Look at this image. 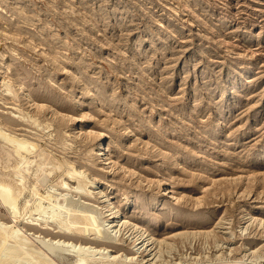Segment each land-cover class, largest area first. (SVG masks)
<instances>
[{
    "label": "rangeland",
    "instance_id": "obj_1",
    "mask_svg": "<svg viewBox=\"0 0 264 264\" xmlns=\"http://www.w3.org/2000/svg\"><path fill=\"white\" fill-rule=\"evenodd\" d=\"M263 175L264 0H0V264H264Z\"/></svg>",
    "mask_w": 264,
    "mask_h": 264
},
{
    "label": "bare ground",
    "instance_id": "obj_2",
    "mask_svg": "<svg viewBox=\"0 0 264 264\" xmlns=\"http://www.w3.org/2000/svg\"><path fill=\"white\" fill-rule=\"evenodd\" d=\"M26 93V92H25ZM28 96V95H27ZM30 100V99H29ZM29 100H28V102H29ZM30 103H31V101H30ZM39 106V105H38ZM88 132V131H87ZM90 133V132H89ZM97 135V134H96ZM89 137V136H88ZM97 138H99V146H98V148H96V152H95V157H96V159L97 160H99L101 163H102V166L104 165V166H110V168L111 167H113V166H115V165H117L118 163L115 161V160H113L112 159V157H108V156H106V147L105 146H102V139H101V136L100 135H97ZM98 140V139H97ZM24 146V145H23ZM26 147H27V145H26ZM25 147V148H26ZM17 154V153H16ZM41 156V155H40ZM41 162H42V160H41ZM88 163V162H87ZM32 164V163H31ZM30 164V165H31ZM29 165V166H30ZM32 166V165H31ZM50 166V165H49ZM95 166V165H94ZM116 167V166H115ZM120 167V169H123L124 170V174H127V175H135L136 174V172H134V171H132V170H130V169H128V168H126V167H124V165H120L119 166ZM96 168V167H95ZM103 168V167H102ZM26 169V168H25ZM56 169V168H55ZM102 170V169H101ZM108 171V170H107ZM119 171V170H118ZM26 172V171H25ZM49 172H50V170H49ZM52 173V172H51ZM73 173H76V172H73ZM123 174V173H122ZM68 175H70V176H72L71 174H68ZM236 176L234 177V180L236 181V183L237 182H240V183H244V182H249V180L251 181V180H253V179H255L256 177H257V175L256 174H254V173H251V172H249L248 170H239L236 174H235ZM197 176V175H196ZM259 176V175H258ZM264 176V175H263ZM69 177V176H68ZM129 177V176H128ZM140 176H138V178H139ZM70 178V177H69ZM73 178H74V176H73ZM172 178V177H171ZM198 178V177H197ZM228 178V177H227ZM230 178V177H229ZM260 178V177H259ZM21 179V178H20ZM120 179V178H119ZM19 180V179H18ZM23 180V179H22ZM83 180V179H82ZM218 180H219V183H220V180L221 179H219L218 178ZM223 180H225V181H227V180H229V179H223ZM2 181V180H1ZM217 181V180H216ZM222 181V180H221ZM225 181H223V182H225ZM232 181V180H231ZM119 182V181H118ZM126 183V182H125ZM140 183V182H139ZM20 184V183H19ZM65 184V183H64ZM83 184V183H82ZM209 184V183H208ZM222 184V183H221ZM155 185V184H154ZM165 185V188L163 189V193H164V196H166L169 200H173V201H179V200H182V199H185L186 197L183 195V194H181V193H178L177 191H175L174 189H173V187L170 185V184H168V183H166L165 182V180L164 179H161V180H159L158 181V186H164ZM157 186V185H156ZM157 186V187H158ZM1 187H3V186H1ZM64 187V186H63ZM17 188V187H16ZM22 188V187H21ZM77 188V187H76ZM67 189V188H66ZM205 189V188H204ZM8 190H10V189H8L6 186L5 187H3V188H1V190H0V195H1V198H2V200H6L8 203H7V205H9L8 207H10V209L9 210H11V212L10 213H12V209L14 208V202H10V201H13L12 199H9V197H8V195H9V193L11 192L12 193V191H8ZM73 191H75V190H73ZM7 192H9V193H7ZM22 192V191H21ZM76 192H78V191H76ZM244 192V191H243ZM10 193V194H11ZM79 193V192H78ZM91 193V192H90ZM206 193V192H205ZM8 194V195H7ZM18 194V193H17ZM89 194V193H88ZM204 194V193H203ZM15 195V194H14ZM168 195H170V196H168ZM188 196V195H187ZM10 197H11V195H10ZM185 197V198H184ZM211 197H212V195H211ZM201 198H203V195H201V196H194L193 197V199L195 200V202H196V200H199V199H201ZM207 198V197H206ZM112 198L111 197H106V200H104V203H106L105 204V208L104 209H106L107 211H109L110 212V216H111V221L112 222H116V224H114V226H120L121 228H122V226L124 225V226H129V227H132V228H134L133 230H135V241L136 242H138V243H136V245H135V247L137 246V245H139L140 247H136V251H138L142 246H145V248L147 247V245H148V243L150 242L151 243V241H155V237H154V234H153V232L151 233L150 231H147L148 230V228H147V230L146 229H143V227L141 228V227H138L137 226V223L136 222H131V221H129L127 218H128V216L125 214V213H123L122 212V209L119 207V206H116V205H114V203L112 202V200H111ZM194 200L192 201L193 203H195L194 202ZM208 200V199H207ZM64 201V200H63ZM4 202V201H3ZM66 202V201H65ZM62 204H64V203H62ZM119 204V203H118ZM27 205V204H26ZM189 205H190V203H189ZM200 206V205H199ZM69 207V206H68ZM67 207V208H68ZM65 208V207H64ZM15 209V208H14ZM60 209H63V208H60ZM73 210V209H72ZM105 210V211H106ZM13 212H15L14 210H13ZM73 212H74V210H73ZM17 213V212H16ZM138 213V212H137ZM14 214V213H13ZM109 214V213H108ZM97 215V214H96ZM95 215V216H96ZM103 215V214H102ZM162 215V214H161ZM188 215V214H187ZM250 215V214H249ZM98 216V215H97ZM109 216V217H110ZM151 216V215H150ZM53 217H54V215H53ZM251 217V216H250ZM79 218V217H78ZM101 218V217H100ZM108 218V217H107ZM145 218V217H144ZM75 219H77V218H75ZM94 219H96V218H94ZM130 219V218H129ZM149 219V218H148ZM159 220V219H158ZM256 220H260V219H258V218H256ZM101 221H102V219H101ZM111 221H109L110 223H111ZM69 222V221H68ZM72 222V221H71ZM88 222H89V220H88ZM140 222V221H139ZM143 222V221H142ZM148 222V221H147ZM152 222V221H151ZM260 222H262V223H264V219L263 220H260ZM64 223V222H63ZM80 223V222H79ZM96 223V222H95ZM99 223V222H98ZM146 223V222H145ZM144 223V224H145ZM199 223V222H198ZM257 223V222H256ZM258 223H259V221H258ZM66 224V223H65ZM78 224V223H77ZM81 224H82V222H81ZM86 224V223H85ZM97 224V223H96ZM152 224V223H151ZM79 225V224H78ZM113 225V224H112ZM111 225V226H112ZM139 225V224H138ZM148 225V224H147ZM84 226V225H83ZM102 226V225H101ZM109 226V225H108ZM127 226V227H128ZM79 227V226H78ZM90 227V226H89ZM151 227V226H150ZM62 228V227H61ZM91 228V227H90ZM101 228H103V226L101 227ZM108 228V227H107ZM146 228V227H145ZM77 229V228H76ZM87 229V228H86ZM92 229V228H91ZM100 229V228H99ZM129 229V228H128ZM131 229V228H130ZM129 229V230H130ZM77 230H81L80 228H78ZM122 230V229H121ZM123 230H124V227H123ZM125 230H126V228H125ZM129 230H127V231H129ZM132 230V229H131ZM76 231V230H75ZM82 231V230H81ZM2 232V231H1ZM103 232H104V230H103ZM117 232V231H116ZM3 233V232H2ZM144 233H147V236L149 237V238H144ZM190 233V232H189ZM96 234V233H95ZM156 234V233H155ZM97 235V234H96ZM102 235V234H101ZM108 235V234H107ZM176 235H181L180 234V232L179 233H174V234H170V236L169 237H172V239L174 238V236H176ZM78 236V235H77ZM100 236V235H99ZM110 236V235H109ZM108 236V237H109ZM134 236V235H133ZM133 236L131 237V238H133ZM95 237V236H94ZM103 237H105V236H103ZM108 237H105L107 240L109 239ZM112 237V236H111ZM111 237H110V240H111ZM160 237H162V236H160ZM168 237V239H170ZM180 237V236H179ZM12 238V237H11ZM92 238V237H91ZM96 238H98L97 236H96ZM102 238V237H101ZM114 238V237H113ZM122 238V237H121ZM164 237H162V239H163ZM166 238H167V236H166ZM166 238H164V239H166ZM104 239V238H103ZM102 239V240H103ZM105 239V240H106ZM158 239H159V236H158ZM158 239H156V241H155V243L157 242L158 244H159V242L161 243V241L159 240L158 241ZM99 240H101L100 238H99ZM106 240V241H107ZM126 240V239H125ZM129 240V239H128ZM132 241H134L133 239H131ZM104 241V240H103ZM109 241V240H108ZM112 241V240H111ZM119 241V240H118ZM122 241V240H121ZM134 241V242H135ZM162 241H165V240H162ZM102 242V241H101ZM105 242V241H104ZM115 242V241H114ZM113 242V243H114ZM123 242V241H122ZM121 242V243H122ZM156 243V244H157ZM132 245H134V244H132ZM120 246V245H119ZM26 247V246H25ZM79 247H80V245H79ZM134 247V248H135ZM29 248V247H28ZM81 248V247H80ZM124 248H126V247H124ZM144 248V247H143ZM71 249V248H70ZM85 249H87V247L85 248ZM84 249V250H85ZM142 249V248H141ZM118 250V249H117ZM148 251V250H147ZM147 251H146V253H147ZM76 252V251H75ZM85 253V252H84ZM83 253V254H84ZM92 253V252H91ZM135 253H137V252H135ZM145 253V254H146ZM89 254V253H88ZM134 254V253H133ZM150 254V253H149ZM142 256H144V255H142ZM149 256V255H148ZM85 257V256H84ZM115 257V256H114ZM113 257V258H114ZM144 258V257H143ZM86 259V258H85ZM83 261H84V259H83ZM83 261L81 262L82 264H83ZM85 261H87V260H85ZM88 262V261H87ZM80 263V264H81ZM78 264V263H77Z\"/></svg>",
    "mask_w": 264,
    "mask_h": 264
}]
</instances>
